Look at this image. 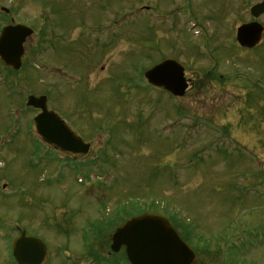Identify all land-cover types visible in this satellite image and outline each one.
I'll list each match as a JSON object with an SVG mask.
<instances>
[{
    "label": "rangeland",
    "instance_id": "obj_1",
    "mask_svg": "<svg viewBox=\"0 0 264 264\" xmlns=\"http://www.w3.org/2000/svg\"><path fill=\"white\" fill-rule=\"evenodd\" d=\"M261 1L0 0V29L12 18L35 29L20 70L0 62V140L19 129L0 146V264H17L18 227L43 238L47 264H124L111 236L144 212L184 214L171 222L199 264H264V38L255 50L236 41ZM167 58L195 79L186 98L143 77ZM210 70L232 79L207 82ZM35 94L92 143L86 162L37 144ZM88 170L101 179L78 174Z\"/></svg>",
    "mask_w": 264,
    "mask_h": 264
},
{
    "label": "water",
    "instance_id": "obj_2",
    "mask_svg": "<svg viewBox=\"0 0 264 264\" xmlns=\"http://www.w3.org/2000/svg\"><path fill=\"white\" fill-rule=\"evenodd\" d=\"M255 16L264 12V3L252 9ZM263 27L258 23L243 25L238 29V40L245 47L259 43ZM33 30L26 25L5 26L0 37V57L3 62L19 69L25 50L23 44ZM183 67L173 59L165 60L146 72L147 79L163 86L176 95L183 93ZM45 96H30L28 104L41 109L35 117L36 129L41 138L54 149L84 157L90 144L73 131L65 120L47 108ZM164 217L145 214L135 217L114 234L113 249L127 246L132 264H195L196 254ZM13 252L19 264H43L47 248L42 240L22 234L13 242Z\"/></svg>",
    "mask_w": 264,
    "mask_h": 264
},
{
    "label": "flooded vegetation",
    "instance_id": "obj_3",
    "mask_svg": "<svg viewBox=\"0 0 264 264\" xmlns=\"http://www.w3.org/2000/svg\"><path fill=\"white\" fill-rule=\"evenodd\" d=\"M194 81H195V79H192V78L189 77V80H188V82H189V85H188L189 89L186 92V94L189 92V90H194V88H195L194 87ZM209 81H211V82H217L218 80L216 78L208 75L207 82H209Z\"/></svg>",
    "mask_w": 264,
    "mask_h": 264
},
{
    "label": "trees",
    "instance_id": "obj_4",
    "mask_svg": "<svg viewBox=\"0 0 264 264\" xmlns=\"http://www.w3.org/2000/svg\"><path fill=\"white\" fill-rule=\"evenodd\" d=\"M232 247H233V248H236V246H235V245H233Z\"/></svg>",
    "mask_w": 264,
    "mask_h": 264
}]
</instances>
